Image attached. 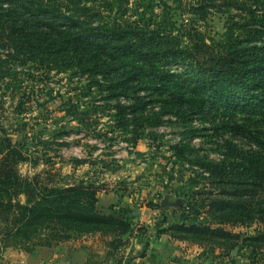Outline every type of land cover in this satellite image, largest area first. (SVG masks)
I'll list each match as a JSON object with an SVG mask.
<instances>
[{"label": "rangeland", "instance_id": "1", "mask_svg": "<svg viewBox=\"0 0 264 264\" xmlns=\"http://www.w3.org/2000/svg\"><path fill=\"white\" fill-rule=\"evenodd\" d=\"M72 1L76 0L63 4L67 10ZM232 1L115 0L110 12L118 22L138 26L144 33L150 29L179 37L188 48L193 46L189 36L217 44L230 33L239 35L240 44L247 43L241 26L248 18L246 4L239 0L234 9ZM1 35L0 139L9 138L31 158L19 164L22 173L51 170L53 183L92 182L114 191L117 200L110 208L133 223L134 241L139 243L158 237L163 219L164 226L181 221L219 224L206 211V193L219 192L226 185L224 178L244 177L241 151L252 146L248 132L241 133L247 128L264 132L257 114L246 108L236 114L240 120L232 119L210 101L201 112L183 104L176 107L166 97L143 98L145 103L135 108L136 94L109 90L108 73L90 76L71 64L54 65L44 60L48 58L44 53L17 51L14 39ZM258 39L263 43L264 33ZM180 65L171 68L183 77ZM176 145L184 148L182 156L175 153ZM223 161L222 176L203 165ZM139 207L143 210L136 223L131 211ZM222 225L240 233V239L264 230V222L257 219ZM88 235L100 255L93 261L107 264L122 257L123 247L117 258L107 257L98 234ZM221 252L215 249L211 264H264V251L252 253L241 242L229 252L223 249L226 254Z\"/></svg>", "mask_w": 264, "mask_h": 264}, {"label": "trees", "instance_id": "2", "mask_svg": "<svg viewBox=\"0 0 264 264\" xmlns=\"http://www.w3.org/2000/svg\"><path fill=\"white\" fill-rule=\"evenodd\" d=\"M68 1L0 0V38L1 34L13 38L17 51L44 53L48 57L44 60L57 66L71 64L90 76L108 73L109 90L136 94L135 108L145 103L143 98L166 97L176 107L183 104L202 112L210 101L229 118L240 120L236 114L247 108L264 124V41L258 43L264 33V0H243L248 18L241 26L247 43L240 44L239 35L230 33L217 44L189 36L191 48L179 37L161 36L150 29L144 33L138 26L118 22L110 12L115 0H76L67 10L63 4ZM238 1L231 2L234 9ZM173 64H181L183 77L173 73ZM246 132L252 147L241 151L244 177L224 178L226 185L219 192L206 193V211L219 224L181 221L164 226L163 219L158 235L168 234L209 252H229L239 242L252 253L264 251V230L240 239V233L222 225L264 222V132L247 128L241 134ZM173 149L182 156L183 147ZM27 160L31 158L19 145L5 136L0 139V254L7 248L30 253L36 247H53L92 233L98 234L107 257L125 246L137 229L121 214L97 209L101 184H56L51 170L22 173L19 164ZM203 165L209 173L222 176L226 162ZM256 207L260 209L255 211ZM222 252L219 255L226 254ZM99 256L91 246L87 264H102L93 261ZM120 262L115 259L113 264Z\"/></svg>", "mask_w": 264, "mask_h": 264}, {"label": "crops", "instance_id": "3", "mask_svg": "<svg viewBox=\"0 0 264 264\" xmlns=\"http://www.w3.org/2000/svg\"><path fill=\"white\" fill-rule=\"evenodd\" d=\"M116 200L117 193L102 190L98 195L97 209L108 214L112 212L110 205ZM142 210L143 207H139L131 211L134 222L141 218ZM135 233L136 230L121 249L119 264H211L214 252L205 248L173 239L168 234L139 243L134 241ZM89 239V235H80L53 247H36L30 253L6 249L0 254V264H87L88 251L92 246ZM113 257L117 258V255ZM107 264L113 262L108 261Z\"/></svg>", "mask_w": 264, "mask_h": 264}]
</instances>
